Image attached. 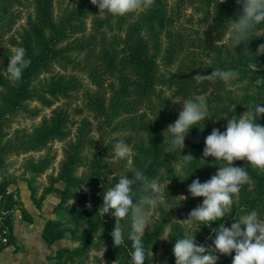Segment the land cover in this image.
Instances as JSON below:
<instances>
[{"label": "trees", "instance_id": "trees-1", "mask_svg": "<svg viewBox=\"0 0 264 264\" xmlns=\"http://www.w3.org/2000/svg\"><path fill=\"white\" fill-rule=\"evenodd\" d=\"M155 2L162 5L165 0ZM29 3L30 0H0V36L3 29L11 28L19 18L18 6L25 7ZM31 3L34 15L28 20L27 29L19 43V47L26 50L25 58L30 59L31 63L24 69L21 79L15 82L11 104L18 105L25 99L28 83L34 79L37 68L47 60L55 59L63 67H77L86 72L95 89L87 91L85 105L88 114L81 115L76 126L75 140L65 148L66 156L59 170L65 188L56 190L68 197L76 189L88 187L89 197L86 192L79 195L77 204L72 208V218L87 222L94 230L100 229L110 256L118 258L122 255L125 258L122 264L130 263L133 251L132 242L128 239L131 216L121 221L124 245L114 247L111 232L115 218L109 214L102 217L98 211L103 203L104 192L113 187L120 177L134 179L135 173L140 171L149 180L156 178L164 182L165 196L170 203L180 206L183 194L189 195L192 199L189 203L194 208L202 203L204 198L192 197L188 185L197 178L201 183L207 181L220 166H225V162L216 161L213 157L201 159L205 138L213 128L225 131L227 120L233 115L239 117L245 113L247 106L264 105V54L256 55L258 46L264 43V23L257 25L244 43L236 47L233 45L231 51L236 53L233 54L222 49L219 41L228 24L242 14L241 3L236 0H223L222 3L220 0H171L164 58L166 64H172L173 69H169L168 75L163 76L157 59L155 30L150 25L160 9L152 15L137 19H133L134 13L125 16L105 13L101 18L98 7L91 0H80L77 5L54 19V0H31ZM250 61H258L259 67L251 65ZM216 71L233 77L228 80L211 76ZM160 81L167 82L174 93L185 100L201 97L206 100L208 116L187 133V141L192 149L188 154L194 159L183 173H179L173 163L182 149L168 151L170 137L167 127L151 105L152 91ZM253 89L255 95L250 94ZM112 112L122 114L123 127L145 134L146 141L150 143L148 147L138 145L140 154L135 155L133 161V168L137 171L129 169L122 176L115 175L116 169L122 168L99 149L92 136L95 121L99 125L105 124ZM2 119L1 113L0 136ZM64 120L54 121L50 125L51 131L60 132ZM256 122L264 126V114ZM85 148L89 149L87 155L81 153ZM1 149L0 146V251L16 241L12 210L18 207L15 194L8 186V176L2 169ZM140 157L145 160H139ZM80 166H84V170L79 171ZM234 166L244 167L250 180L234 195L229 214L211 222V227L202 225L205 233L201 239L195 238V241L205 247L212 244L210 237L215 236L212 229L218 228L221 223L230 227L236 219L252 210H256L264 222V172L252 169L246 160L234 161ZM141 187L139 181L132 185L136 193L134 202H139ZM88 198L92 203L91 210L87 208ZM21 216L32 221L31 215L24 208L21 209ZM162 231L161 223L145 231L142 240L146 253L145 264H149L147 245ZM44 232L45 227L41 229L42 238L45 237ZM173 236L171 239L175 244L176 239L182 238L180 229ZM56 238L57 235H54L49 241ZM61 254L58 250L55 254L57 261L50 264H61ZM217 255L220 256L217 262L227 261L221 254ZM168 261L169 258L165 259L163 264H175L174 255Z\"/></svg>", "mask_w": 264, "mask_h": 264}, {"label": "rangeland", "instance_id": "rangeland-1", "mask_svg": "<svg viewBox=\"0 0 264 264\" xmlns=\"http://www.w3.org/2000/svg\"><path fill=\"white\" fill-rule=\"evenodd\" d=\"M79 1L54 0L53 18L57 19L64 11L77 5ZM170 3L171 0H165L162 5L154 2L151 8L137 11L133 16V19L140 16L146 17L160 9L151 24L149 22L148 24L155 30L157 59L160 62V73L163 76H167L168 70L173 69L172 64H166L164 58L166 36L170 24ZM18 9L19 18L11 28L3 29L0 36V114H3L0 146L3 155L2 169L8 176V186L13 190L18 203V207L15 208L19 209L20 214L21 209L24 208L31 215L32 220L40 221L42 228L45 227V237L42 238L45 249L43 246H41L42 249L37 246L34 252L35 259L38 264H50L57 261L55 254L60 250L61 264H122L125 260L122 255L118 258L110 256L107 245L101 237L100 229L94 230L87 222L72 218V208L77 204L79 195L84 192L88 194L89 188L76 189L72 196L68 197L56 190V188H65V182L59 177L60 165L66 156L65 148L75 140L79 118L81 115L88 114L85 96L87 91L95 89V85L90 82L86 72L80 68L63 67L55 59H50L35 71L34 79L28 83L25 99L18 105L11 104L16 81L8 78L7 64L14 50L19 48L22 34L28 26V20L34 15L31 0L25 7L18 6ZM86 20L89 24V18ZM231 23L224 29L219 44L222 49L236 54L231 51L234 45L230 39ZM251 65L259 67V62L252 61ZM231 77L233 75L230 74L226 79L229 80ZM184 100L174 93L167 82L162 81L154 87L151 94V105L166 127L178 118ZM59 119H65L61 122L62 130L60 132L51 131L50 125ZM123 119L122 114L112 112L105 124L99 125L95 121L92 130V136L99 149L122 168L116 169L115 175L118 176H122L126 170L134 169L135 155L140 154L138 145L144 144L147 147L150 145L149 140L146 141L145 134H138L123 127ZM121 139L130 148V155L125 160H118L114 157V145ZM191 150L186 135L184 147L173 161L179 173H183L189 166V163H184L183 155H187ZM81 153L87 155L89 149H82ZM139 160L145 159L140 157ZM78 169L79 171L84 170V166ZM134 171L137 170L134 169ZM152 180H156L160 185L159 195L164 203L156 208L148 209L149 227L145 231L157 223L163 225V231L147 245L146 252L149 264H163L167 258L171 261L174 247L171 238L175 237L173 235L177 229H180L182 238L186 235H194L196 240L201 239L205 231L199 222L191 225L185 222L190 209L194 208L189 203L192 200L189 195H181L187 198L182 200L181 197L183 203L180 206L170 203L165 196L164 182L156 178ZM87 208L89 210L92 208L89 198ZM16 215L17 213L14 214L15 218ZM166 231L170 236L167 240L161 239ZM54 235H57V238L52 242L49 241ZM14 245L15 249L21 248L16 241ZM41 250L44 252L40 253ZM221 255L227 261L217 262V264H232L234 253ZM127 264H132V261Z\"/></svg>", "mask_w": 264, "mask_h": 264}, {"label": "clouds", "instance_id": "clouds-1", "mask_svg": "<svg viewBox=\"0 0 264 264\" xmlns=\"http://www.w3.org/2000/svg\"><path fill=\"white\" fill-rule=\"evenodd\" d=\"M154 2L155 0H91V3L98 7L101 18L105 13L125 16L147 10ZM238 3L242 4V14L230 25V39L235 47L244 43L257 25L264 23V0H238ZM25 52L23 47L16 48L9 58L7 73L11 81H19L24 69L31 63L30 59L25 58ZM260 54H264V43L257 48L256 55ZM227 75L230 74L219 71L211 74L221 79ZM250 94L255 95V90ZM247 108L248 110L239 117L233 115L227 120L225 131L213 128L211 134L205 138L201 159L213 157L216 161L225 162V166H220L216 174L207 181L201 183L197 178L188 185V192L192 197L204 198L185 219L189 225L199 222L200 225L211 227V222L221 220L232 211L234 195L250 180L248 171L244 167L234 166V161L246 160L252 169L264 172V126L256 122L264 114V105L253 104ZM207 116L205 98L184 100L178 118L166 129L170 136L168 151L183 149L189 130ZM129 155V146L124 140H118L114 145V157L125 160ZM193 159L191 154L183 155L184 163H190ZM137 181L141 182L142 186L138 203L134 202L136 193L132 188ZM160 193L161 187L156 180H149L142 172L137 171L134 179L122 176L103 194V203L98 211L102 217L109 214L115 218V226L111 232L114 247L124 245L121 221L131 216L128 239L132 242V264H145L146 253L142 240L145 229L149 227L148 209L164 203ZM181 197L182 200L187 198ZM212 232L215 236L210 237L212 244L207 247L198 244L194 235L176 239L172 249L175 264H217L220 259L217 253L231 255L233 252L235 255L232 257V264H264V222L256 210L236 219L230 227L221 223L218 228H213ZM169 236L166 231L161 239L167 240Z\"/></svg>", "mask_w": 264, "mask_h": 264}, {"label": "crops", "instance_id": "crops-1", "mask_svg": "<svg viewBox=\"0 0 264 264\" xmlns=\"http://www.w3.org/2000/svg\"><path fill=\"white\" fill-rule=\"evenodd\" d=\"M17 213L16 218L14 214ZM12 217L14 223L13 232L16 236V244L21 248L15 249L14 244L3 248L0 251V264H38L35 259V249L37 246L45 249L41 237V222L33 219L32 221L24 219L18 208H13ZM41 250L40 253H43Z\"/></svg>", "mask_w": 264, "mask_h": 264}]
</instances>
